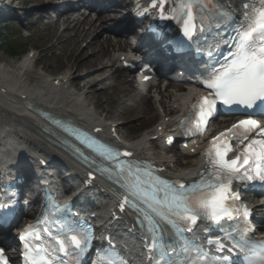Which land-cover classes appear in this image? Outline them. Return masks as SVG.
Wrapping results in <instances>:
<instances>
[{"label":"snow or ice","instance_id":"1","mask_svg":"<svg viewBox=\"0 0 264 264\" xmlns=\"http://www.w3.org/2000/svg\"><path fill=\"white\" fill-rule=\"evenodd\" d=\"M166 2L167 0H153L151 7L159 6L161 19L180 18L182 38L167 41L174 46L177 53L194 51L197 55L212 58L222 46L230 50L222 62L218 61L219 67H212L206 73L204 87L208 93L197 97L191 106L186 123L191 124L196 132H202L216 113L217 105L223 106L226 110L233 107L245 110L264 107V0H258V6L245 5L246 13L232 25L231 34L222 36L211 45L207 42L201 45L197 36L212 24L224 23L226 17L221 18L219 12L213 14L211 11V6L218 5V0H179L178 6H173L170 15H165ZM155 38L163 40V35L157 33ZM236 132H241V135L236 136ZM252 133L262 138L251 139L242 150H236L240 155L229 158L228 154L233 148L222 138L232 134L243 143L249 140ZM72 134L77 138L80 136L76 132ZM82 142L90 148L97 143L90 139ZM101 149V154L113 155L111 149L99 145L97 150ZM123 155L132 154L125 152ZM206 156L208 168L198 181L187 186L183 183L164 181L153 176L150 171H143L141 175L142 170L139 166L130 165L127 170L128 181L123 185L127 193L125 202L135 201L148 210L146 220L152 230L156 223L164 222L177 233L183 230L190 231L191 225H195L198 219H205L212 225L223 228L222 222L233 220L240 215V210L234 207L238 194L233 191L232 183L236 180L264 183V127L255 119L240 120L238 124H233L232 128L213 139ZM242 214L244 218L249 215L247 210ZM240 235L241 239H236L229 232L225 238L232 240L234 247H239L249 254L252 258L250 264H264V242H250L244 233ZM26 236L27 233L21 236L25 246L26 264H56L55 253L66 252L69 248L84 253L92 240L90 229L75 228H69L64 237H53L58 245L55 248L47 244H36L32 247ZM34 239L39 241L42 237L37 235ZM164 244L162 239L157 240L153 237L155 250L161 249ZM181 247L186 250L195 249L197 253L196 257L186 258L181 264H198L200 258L206 259V254L199 246L190 241H186ZM216 247L219 251L224 249L220 242L216 243ZM255 257H259L258 262L255 261ZM225 261L227 262V258ZM0 264H6L2 250ZM162 264H167V261Z\"/></svg>","mask_w":264,"mask_h":264},{"label":"bare ground","instance_id":"2","mask_svg":"<svg viewBox=\"0 0 264 264\" xmlns=\"http://www.w3.org/2000/svg\"><path fill=\"white\" fill-rule=\"evenodd\" d=\"M91 2L97 3L98 0ZM46 5L43 3L40 8L46 9ZM32 6H26L24 0H20L19 8L25 10L29 16L34 11ZM74 9V5H72L65 12H60L54 19L48 20L51 34H55L57 39V44L53 45L50 50L58 49L61 52L58 56L59 63L54 64V67L57 70L65 68L64 73L53 77L52 81H55V84L46 79V74L56 76L53 72H49L50 64L42 65L40 71L37 70L38 63H42L43 59L36 54L26 57L17 65L13 64L4 52L0 55V151L13 154L15 157L20 156L23 165L24 162L29 161L38 165L31 156L30 159L25 157L24 153L30 147L35 150V157L46 158L56 166L55 170L58 172L79 176L77 166L68 159V155L49 143L48 137H43L45 133L42 131L43 123L41 120L22 113V110L28 107H44L52 113L69 117L89 127L105 126V123H109L117 128L118 121H122L109 116L107 113L100 112L93 101L97 97L96 94L99 93L94 87L96 82H104L107 85L109 78L119 81V77L112 76L113 73L109 77L103 76V74L102 77L101 74L99 76L85 75L83 78L80 77L86 69H94L98 66L103 67L102 71L109 70L108 68L115 63L113 52L120 51L122 46L119 42H112L108 36L102 37L100 33L96 34V22L89 18L88 12L76 15L77 12H71ZM98 20L102 24L104 23L102 18ZM104 20L105 18H103ZM59 27H64V29L58 32ZM104 32L108 33L109 31L104 30L102 33ZM66 50H69L67 55L65 54ZM121 56L123 54H120L119 58ZM62 57H65V60H62ZM105 59L108 61L104 62ZM60 61L63 63L61 64ZM65 62L66 66L64 65ZM80 81L83 84H80ZM125 85L131 84L125 83ZM170 86L173 87L171 90H169L170 88L151 86L149 89H154L153 93L155 94H151V91L150 94L148 92L146 95L139 93L134 86H128L131 91L136 93L124 90L122 91L123 95L116 97V100L127 107L129 115L133 113L132 111L137 113H133V116L136 117L132 119L135 120L144 118L145 116L140 114L145 111L147 113L153 112L156 107L155 104L162 105L161 107L165 108L166 114L164 117L161 116L162 120L159 126L171 129L173 124L178 122V117L184 116L185 108L189 105L188 103L193 96V89L197 85L194 82H186L183 85L171 84ZM187 87L188 89H186ZM132 95L136 96L132 97ZM126 100H130L132 105L125 103ZM143 135L150 138L155 133L148 131ZM51 139L53 142L56 141L53 137ZM158 144L155 139L145 145L135 146V151L140 156L155 161L169 175L187 179L196 174V166L200 164L198 159L195 160L197 162L193 168L179 170L177 169L180 168L178 161L181 160L176 161L174 158L178 157L159 148ZM199 144L189 143L188 148L184 149L186 155L189 156L191 148L195 149ZM113 190L112 186L96 184L92 191L86 194L85 200L91 201L94 197L101 196L105 200L112 201ZM91 206L96 207V211L103 218H106L104 209L95 204H91Z\"/></svg>","mask_w":264,"mask_h":264},{"label":"rangeland","instance_id":"3","mask_svg":"<svg viewBox=\"0 0 264 264\" xmlns=\"http://www.w3.org/2000/svg\"><path fill=\"white\" fill-rule=\"evenodd\" d=\"M31 19L32 18L28 20ZM96 25L98 29L97 32H99L102 29V27H100L99 24ZM17 26H18L17 24L8 27H5L4 24L0 25V51L2 49H7L6 46L7 43H9V41L11 42L12 45H14L12 49L15 50L17 54H25L27 51H29L32 48L35 49L38 48L37 54L39 57L43 59V62L39 64L41 68L42 65L44 66L46 64H50L48 67L49 72H53L54 74L59 73L61 70L62 71L65 70V68L57 70L54 67V64L59 63L58 56L60 55L61 52L56 49L50 50V48L53 45L57 44V39L55 38V34L54 35L51 34V28L43 27L40 29L39 28L34 29L33 27L31 31H29V34L31 35L25 37L22 36L21 34L22 30L20 28H17ZM65 54L66 55L69 54V50H66ZM64 58L62 57L61 59L63 60ZM18 60L19 59L15 58V61ZM66 61L69 62L67 59ZM60 62L61 64L63 63L62 61ZM64 65L65 66L67 65L66 62ZM98 67L94 69H86L85 72L83 71V73H88L94 76H99L101 74L102 77L103 72L98 71ZM80 84H83V82L80 81ZM94 87L96 91H99V93L96 94L97 97L93 99L94 103H97V107L100 109L101 112L105 114L107 113L109 116L114 117L115 119L122 120L124 123V127L122 131L124 134L125 133L128 134V132H130L133 135V136H129L130 138H135V136H138L139 133L143 131V129L151 127L159 119V111L157 108L156 109L154 108L153 112L151 113H147L145 111L144 113L140 114L141 116H145L142 119H137V120L132 119L136 117L133 116V113L134 114L137 113L132 111L133 113L129 115L126 109L127 107L113 101L116 99L113 90L111 88H108L104 82L103 83L96 82ZM135 96L136 95H132V97ZM105 102L106 104H104ZM154 115H158V117L152 118V116Z\"/></svg>","mask_w":264,"mask_h":264}]
</instances>
